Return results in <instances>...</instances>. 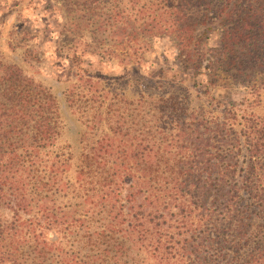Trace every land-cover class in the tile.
Wrapping results in <instances>:
<instances>
[{
    "label": "trees",
    "instance_id": "trees-1",
    "mask_svg": "<svg viewBox=\"0 0 264 264\" xmlns=\"http://www.w3.org/2000/svg\"><path fill=\"white\" fill-rule=\"evenodd\" d=\"M57 2L75 63L139 64L168 37L180 67L206 48L210 85L257 97L198 103L162 68L132 95L77 63L55 88L0 59V264H264V0Z\"/></svg>",
    "mask_w": 264,
    "mask_h": 264
},
{
    "label": "rangeland",
    "instance_id": "rangeland-1",
    "mask_svg": "<svg viewBox=\"0 0 264 264\" xmlns=\"http://www.w3.org/2000/svg\"><path fill=\"white\" fill-rule=\"evenodd\" d=\"M70 21L64 16L62 6L57 0H0V59L4 63H15L21 65L25 74L41 80L45 84L56 85L58 88L62 83L56 79L64 80L75 65L111 77L116 87L127 86L130 93L152 91L146 88L141 82H148L152 72L164 69V73L176 75V80L181 79L176 85L168 86L165 80L162 81V88L176 91V93L189 94L195 102L201 103L210 100V96L219 102L243 103V97L253 100L254 97L248 94V89L242 86L233 88H221L217 85H210L205 76L206 68L210 62V54L203 49L202 67L199 74L193 75L190 70L180 67L179 59H176L175 43L168 37L151 39V49L146 53L144 60L139 64H123L117 57H110L107 54L100 57L96 54H86L79 57L75 62L71 61L70 41L58 33L64 25ZM84 33L86 30L84 28ZM87 35V34H86ZM218 44V35L212 33L205 47H215ZM159 81V80H157ZM258 80L255 84L260 85ZM164 83V84H163ZM196 84L193 88L191 84ZM198 83V84H197ZM56 84V85H55ZM65 84V83H64ZM175 84V83H173ZM264 85V81L263 84ZM122 86V87H123ZM260 100L255 101L251 106L257 113L264 112V89H259ZM206 100V101H207ZM74 142L75 133L66 130L64 133ZM0 215L6 219L9 216L7 210L0 207Z\"/></svg>",
    "mask_w": 264,
    "mask_h": 264
}]
</instances>
